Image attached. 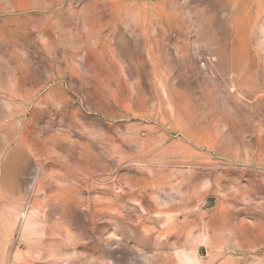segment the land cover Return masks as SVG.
<instances>
[{
	"label": "rangeland",
	"instance_id": "rangeland-1",
	"mask_svg": "<svg viewBox=\"0 0 264 264\" xmlns=\"http://www.w3.org/2000/svg\"><path fill=\"white\" fill-rule=\"evenodd\" d=\"M0 264H264V0H0Z\"/></svg>",
	"mask_w": 264,
	"mask_h": 264
}]
</instances>
